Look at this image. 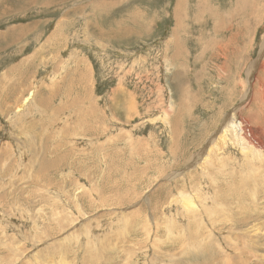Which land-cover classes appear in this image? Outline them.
Masks as SVG:
<instances>
[{
    "label": "rangeland",
    "instance_id": "1",
    "mask_svg": "<svg viewBox=\"0 0 264 264\" xmlns=\"http://www.w3.org/2000/svg\"><path fill=\"white\" fill-rule=\"evenodd\" d=\"M262 45L264 0H0V264H264Z\"/></svg>",
    "mask_w": 264,
    "mask_h": 264
},
{
    "label": "bare ground",
    "instance_id": "2",
    "mask_svg": "<svg viewBox=\"0 0 264 264\" xmlns=\"http://www.w3.org/2000/svg\"><path fill=\"white\" fill-rule=\"evenodd\" d=\"M182 17V16H181ZM179 19V18H178ZM182 19V18H181ZM263 46V45H262ZM264 47V46H263ZM263 55H264V51H263Z\"/></svg>",
    "mask_w": 264,
    "mask_h": 264
}]
</instances>
